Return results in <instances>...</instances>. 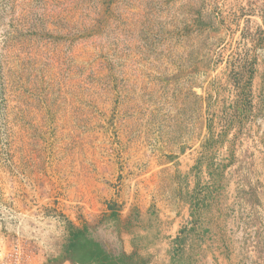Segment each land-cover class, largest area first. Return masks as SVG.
<instances>
[{
	"label": "rangeland",
	"instance_id": "374dc122",
	"mask_svg": "<svg viewBox=\"0 0 264 264\" xmlns=\"http://www.w3.org/2000/svg\"><path fill=\"white\" fill-rule=\"evenodd\" d=\"M0 264H264V0H0Z\"/></svg>",
	"mask_w": 264,
	"mask_h": 264
}]
</instances>
